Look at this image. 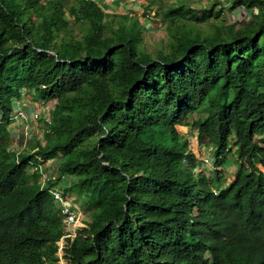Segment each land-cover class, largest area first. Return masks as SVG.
Wrapping results in <instances>:
<instances>
[{"label": "trees", "instance_id": "16d2710c", "mask_svg": "<svg viewBox=\"0 0 264 264\" xmlns=\"http://www.w3.org/2000/svg\"><path fill=\"white\" fill-rule=\"evenodd\" d=\"M232 2L251 19L208 33L187 23L219 1L169 7L154 54L138 17L96 0H0V264L59 263L61 181L88 215L66 264H264V0ZM29 93L55 101L45 141L9 149ZM178 126L212 148L211 177ZM40 159L59 163L45 184Z\"/></svg>", "mask_w": 264, "mask_h": 264}, {"label": "rangeland", "instance_id": "374dc122", "mask_svg": "<svg viewBox=\"0 0 264 264\" xmlns=\"http://www.w3.org/2000/svg\"><path fill=\"white\" fill-rule=\"evenodd\" d=\"M158 6L160 8H157L155 6L148 7V9L142 14L143 16V35H144V41H143V47L145 50L156 53L159 49H165L167 50L169 48V44L172 40V33L174 31L173 27L170 26V21L165 17V11L172 6H177V4H184L186 7H192L195 8L197 11H199L198 16H202V10H205V8H200L201 6H207L209 8L215 1H219V3L215 7V12L222 10V16H220L218 19L213 18V21H205V22H195V21H189L192 23H187L188 26H194L196 29L208 33L212 31L213 27L211 26L212 22H215L217 24H220L221 26L225 27L230 24L235 23L237 25V28L242 26V22L244 20H250L251 19V10L247 9L246 7H238L237 9H232L233 0H157ZM243 16H246L244 18ZM115 23L117 24L118 17L115 19ZM149 20V21H148ZM187 21V20H186ZM117 22V23H116ZM148 23V24H147ZM30 94V93H29ZM31 94L28 96V100L30 103L34 106L38 104V107L41 108H34L33 111L31 109H27L26 106H23L22 108L25 110L27 117L24 118L21 115L17 116L16 114L13 117V119L9 123L8 132L10 136L7 137V140H5L6 146H8L9 149H17L21 151V147L28 149L27 151H30L32 149H35L37 147L38 142H44L45 141V128H46V122L50 116L51 111L53 107L55 106V101H48L46 103L38 101L36 102L35 99L31 98ZM38 113L39 117H34V115ZM48 122V120H47ZM42 123L43 128H37V124ZM49 123V122H48ZM34 124L35 127H34ZM40 126V127H41ZM27 128V129H26ZM180 131L188 132L187 136L189 139L191 150L195 156V162H201V165L195 169V172H203L206 173V175H210L211 172L215 169L214 163H212V148L209 147L206 143V140H200L197 133L190 128H182L177 127ZM40 129V130H39ZM197 160V161H196ZM208 161V162H207ZM203 162V165H202ZM209 163V164H208ZM54 166H44L46 168L47 174H44V176L48 177V173L52 175H56V172L58 171V162L57 160H54ZM57 167V168H56ZM32 170L34 166L32 167ZM236 171V158L235 155L232 153L230 154V159L228 160V163L224 166V172L228 179H231L233 174ZM51 176V175H50ZM60 184V183H58ZM61 184L63 185L64 182L61 181ZM60 184V185H61ZM77 197V196H75ZM78 198V197H77ZM82 204L83 199H81ZM82 210V209H81ZM83 212V211H82ZM84 214V213H83ZM85 218L88 219V215L84 214ZM58 264H66V259L62 258Z\"/></svg>", "mask_w": 264, "mask_h": 264}, {"label": "built area", "instance_id": "2783aa9c", "mask_svg": "<svg viewBox=\"0 0 264 264\" xmlns=\"http://www.w3.org/2000/svg\"><path fill=\"white\" fill-rule=\"evenodd\" d=\"M243 8H244V6H242V10H243ZM16 115L17 116L21 115L24 118L27 117L25 110L22 108L17 109ZM34 117H36V118L39 117V114L36 113L34 115ZM47 120L50 124L51 118L49 117ZM0 123H1V120H0ZM20 149L22 150L23 146ZM54 160L56 161V159H50L47 161H43L40 159L37 164H34L33 169H39L42 173V183L43 184H45L49 180L55 178V176L51 174V171H50V173H48V175H49L48 177L44 176V174H47L46 168H44V166H54V164H53ZM51 192L54 196L56 205L59 208V210L62 214V219H63L64 234L61 237V239L58 241V245H59L58 254L62 258L63 254H64V248L66 247V239L75 237L78 233V230L81 227L86 225L85 220H87V219L84 216V214H86V212L77 203V198L75 197V195L65 193L64 189L60 185L57 184L51 190Z\"/></svg>", "mask_w": 264, "mask_h": 264}, {"label": "crops", "instance_id": "0c3cea01", "mask_svg": "<svg viewBox=\"0 0 264 264\" xmlns=\"http://www.w3.org/2000/svg\"><path fill=\"white\" fill-rule=\"evenodd\" d=\"M96 1L102 6V8L106 12L119 16L120 15L136 16L140 20L141 24L143 23L142 14L148 9V7L155 6L157 8H160L158 5H153V6L149 5V0H96ZM36 102H38V100H36ZM23 106H26L27 109H31V111H33L34 108H41L38 107L39 106L38 104L33 106L28 100V95L23 96L20 102L16 105V110L18 108H22ZM35 125L36 124H34V127ZM37 125H38L37 128H43L41 126L42 123L41 124L38 123Z\"/></svg>", "mask_w": 264, "mask_h": 264}, {"label": "clouds", "instance_id": "9594fccd", "mask_svg": "<svg viewBox=\"0 0 264 264\" xmlns=\"http://www.w3.org/2000/svg\"><path fill=\"white\" fill-rule=\"evenodd\" d=\"M196 161H197V160H196ZM207 162H208V161H207ZM195 163L198 165L197 167H199V166L201 165V162H195ZM208 164H209V163H208ZM202 165H203V162H202ZM197 167H196V168H197ZM196 168H195V169H196ZM87 220H88V219H87ZM87 220H86V221H87ZM86 221H85V224L87 223ZM64 249H65V248H64ZM58 251H59V250H58ZM57 255L59 256L58 252H57ZM59 257H60V256H59ZM62 258H64V254H63ZM62 258L60 257V260H61ZM64 260H65V258H64Z\"/></svg>", "mask_w": 264, "mask_h": 264}]
</instances>
